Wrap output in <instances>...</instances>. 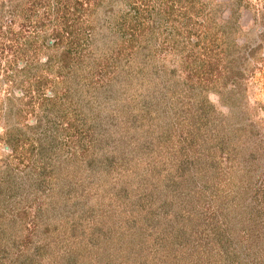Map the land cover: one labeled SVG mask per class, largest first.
Returning <instances> with one entry per match:
<instances>
[{"label":"rangeland","instance_id":"obj_1","mask_svg":"<svg viewBox=\"0 0 264 264\" xmlns=\"http://www.w3.org/2000/svg\"><path fill=\"white\" fill-rule=\"evenodd\" d=\"M191 2L151 0L125 87L70 90L0 0V264H264V0Z\"/></svg>","mask_w":264,"mask_h":264},{"label":"trees","instance_id":"obj_2","mask_svg":"<svg viewBox=\"0 0 264 264\" xmlns=\"http://www.w3.org/2000/svg\"><path fill=\"white\" fill-rule=\"evenodd\" d=\"M152 1L153 3L159 1V4L161 3L160 6H167L165 4L166 0L165 2L162 0ZM191 1L185 0L189 9L195 8L194 2L192 3ZM150 2L151 0H32V7H27L30 15L33 14L35 16L41 11V16H43L40 20H36L38 25L34 27L36 33H41L42 42L46 43L48 48H56L54 54L46 56L44 66L47 65L50 71H54L55 78H64L58 82L57 87L64 85V88L76 90L81 88L78 84L86 83L84 85H88L87 87L90 86L93 89L98 84L96 89L99 90L104 85L115 88V85L118 83L119 85L126 83L125 78L128 77L125 75H129L135 70V63L132 61L135 54H137L138 50L142 51L149 47L147 40L149 38L148 32L150 27L146 18H143V14L151 8ZM23 6V3L11 6L10 11H8L10 13L8 14L12 17L18 15V13L22 14L24 12ZM186 12L188 14L189 11L186 10ZM63 13L64 17L69 15L70 18L68 20L65 18V20ZM82 17L86 19L87 23V18L90 19L89 28L87 26L86 28L76 26V22ZM45 20L47 21V29L44 28ZM92 21H95L93 25H91ZM10 23H12V20H9ZM59 24L61 27L55 28ZM50 26L52 28L48 30ZM105 29H108L110 33L108 34L109 40L111 43H115L114 47L112 48L110 45H107L104 50L97 52L93 49V44L100 33L99 30ZM113 29H115V33L112 32ZM8 30L11 32V40L16 43V38H14L16 34L10 25ZM186 34L189 35L188 32ZM90 44L92 46L91 53L87 54L84 51L89 48ZM29 45L30 43H28V46L25 44V47L28 48ZM113 62L116 63L113 64ZM203 64V67H200L195 61L194 71L200 73V68H203L205 71L203 74L209 75L210 70L207 71L208 68L205 67L208 63L203 61ZM104 68L107 70L103 71ZM125 72L128 74H125ZM97 73L100 74L98 78H95ZM102 73H108V84L103 82L99 84L98 81L94 82V79L102 77ZM236 75L238 76V72ZM237 76H233L230 72V82L234 90L240 84ZM130 78L127 82L132 81V78ZM46 79H43L42 82L38 81L35 86L38 97H42V103L53 102L55 100L54 96L46 97V91H44L48 85ZM101 79L104 78L102 77ZM73 80L78 83L68 82ZM49 87L51 94H56L57 87ZM211 87L213 88V84H211ZM220 87L224 89L223 86ZM234 90L228 93L229 96H238L236 95L238 92ZM20 92L21 96L17 97L16 100L21 101L27 92L26 90H20ZM191 117L194 119V122L198 123L200 121L198 124L206 123L200 114H198V117L192 114Z\"/></svg>","mask_w":264,"mask_h":264}]
</instances>
